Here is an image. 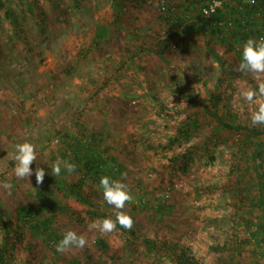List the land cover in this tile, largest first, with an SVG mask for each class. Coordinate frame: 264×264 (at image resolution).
<instances>
[{"label": "rangeland", "instance_id": "obj_1", "mask_svg": "<svg viewBox=\"0 0 264 264\" xmlns=\"http://www.w3.org/2000/svg\"><path fill=\"white\" fill-rule=\"evenodd\" d=\"M161 2L0 0V185L12 184L11 195L0 186V214L11 237L5 264H175L145 250L144 240L176 244L200 264H264V136L237 129L264 132V125L251 124L256 104L239 96L258 81L238 70L235 54L208 29L185 31L206 0H165L177 16L190 11L182 26L168 23ZM215 92L222 93L217 116L233 129L199 106L210 108ZM189 115L200 120L196 135L162 149ZM90 137L133 195L124 211L136 239L119 224L107 234L90 230L89 208L64 190L81 175L63 169L51 175L56 159L74 163L68 148ZM25 141L37 150L30 185L13 172L15 145ZM189 149L191 164H172ZM36 167L49 173L41 185ZM84 189L100 214L116 218L99 182L87 181ZM39 191L54 212L44 209L22 225L17 211L36 205ZM42 223L48 224L43 233L30 228ZM68 230L88 243L57 252ZM2 234L0 224V243ZM98 241L107 249L95 247Z\"/></svg>", "mask_w": 264, "mask_h": 264}, {"label": "trees", "instance_id": "obj_2", "mask_svg": "<svg viewBox=\"0 0 264 264\" xmlns=\"http://www.w3.org/2000/svg\"><path fill=\"white\" fill-rule=\"evenodd\" d=\"M164 2L165 0H162L161 10L163 7L164 10H162V13L163 16L168 19V23H173V26H182L185 20L190 19L188 15L190 11L187 10V8H184L183 11H181L180 16H177L175 15V13L173 14L172 11L169 10L167 3ZM193 5L194 7H196V3ZM203 6L204 3H202L199 8L196 7V24H193L195 26L186 28L185 31H190V29L194 27H202L208 29L210 33L215 36L222 44L227 45V49L230 52H233L235 54L236 61L241 62L242 47L249 38L259 40L260 38L264 37V1L256 2L254 5L250 6H244L241 12L233 9H226V11L219 12L217 15L209 19L199 20L201 14L200 12ZM227 13L230 14L231 18L225 17V14ZM258 20H261V31L256 30L258 29ZM219 23H222V26H219ZM228 23L230 25H228ZM222 79L223 78H221L218 82L219 88L222 85ZM208 101V103H210V108L204 106L201 102H199V106L203 108L205 114L215 119V121L220 126L227 129H233V127L226 124L220 117L217 116V111L222 101V93L215 92L211 94V97ZM190 117L191 116L189 115L187 117V120L182 122V127L180 128V130H178L175 138H173L169 142L168 146H163L162 149L169 150L170 148L175 147L180 143H187L191 141L193 135L197 133L200 128V120L197 118V116H192L191 118ZM237 129L243 130L253 138L264 136V132L255 129H247L240 126H237ZM80 142L81 143L78 147L68 148V153L71 154L72 158L74 159V163H72L76 166L74 172L81 175V178L74 184H65L64 190L79 204L89 208L86 214L89 217L90 221L102 220L110 216L100 214L98 208H94V204L91 202L90 193L85 192L84 185L87 181L93 183L99 182L102 176H108L112 180H116L120 170H111L107 168V159L101 152H99V144L95 138L90 137V140L83 138ZM193 156V149H189L183 153L178 154L177 156L172 157L171 161L172 164L178 165L181 169H185L194 160ZM44 195L45 194H43L42 191L37 192L36 196L38 197L39 201H37L36 205H28L27 207L19 208L17 211V221L22 225L29 226L31 225V219L37 217L44 209L54 212L50 204H45V200L40 199L41 197L44 198ZM58 209L62 213H70V215L75 214L68 208L60 207ZM111 218L113 220L115 219L114 217ZM0 224L3 229L2 242L0 243V264H5V258L9 251L11 237L8 223L5 221L3 215L1 214ZM30 228L37 234L41 231L43 233L45 232V230H47L48 224L42 223L40 225L31 226ZM120 230L122 233L128 235L129 238L136 239L133 230H127L124 228H120ZM56 240L51 239L49 241L53 243V241ZM141 243L145 250L154 253V255H168L174 260L175 264H200L198 260L188 252V250L182 249L176 244L165 242L156 243L153 240H144ZM95 247L104 250L107 249V246L103 241L96 242Z\"/></svg>", "mask_w": 264, "mask_h": 264}, {"label": "clouds", "instance_id": "obj_3", "mask_svg": "<svg viewBox=\"0 0 264 264\" xmlns=\"http://www.w3.org/2000/svg\"><path fill=\"white\" fill-rule=\"evenodd\" d=\"M155 6L159 7V4ZM220 0H213V8L221 7ZM238 70L242 73L252 74L253 78L258 81L257 88L253 89L250 86L243 88L239 96L248 104H256L255 110L251 113V124L253 126L264 125V37L259 40L249 38L242 47V60L238 65ZM57 143L59 141L57 140ZM15 167L14 175L18 179H27L30 185L29 177L33 174L31 165L37 160V150L33 143L25 141L15 145L13 153ZM75 165L61 159H56L51 165V175L59 176L62 169L71 174L75 170ZM41 167L35 168V180L37 185H41L44 177L48 175ZM102 189L104 201L113 206L116 212L115 220L104 218L96 220L89 224L90 230H98L101 234L111 233L116 230L117 224L122 228L131 230L134 225V220L130 214L124 211L126 204L133 201V195L128 189V186L118 180H112L108 176H102L99 181ZM2 186L8 195L12 194V184L5 181ZM88 241L84 235H78L72 230H68L63 234V238L56 245L57 252L64 253L72 248H84Z\"/></svg>", "mask_w": 264, "mask_h": 264}, {"label": "built area", "instance_id": "obj_4", "mask_svg": "<svg viewBox=\"0 0 264 264\" xmlns=\"http://www.w3.org/2000/svg\"><path fill=\"white\" fill-rule=\"evenodd\" d=\"M261 1H264V0H220V3L222 6L215 8V11H213L212 10L213 0H206V2L204 3V6L201 9V12H200L201 14H200L199 20L209 19V18L217 15L219 12L226 11V9L227 10L233 9V10H236L238 12H241L243 10L244 6L254 5L256 2H261ZM161 4H162V2H161ZM162 10H164L163 7H162ZM218 25L222 26V23H219ZM228 25H230V24L228 23ZM57 140L59 141V139L56 138L55 140L52 141L51 144L53 146H56L58 144Z\"/></svg>", "mask_w": 264, "mask_h": 264}]
</instances>
